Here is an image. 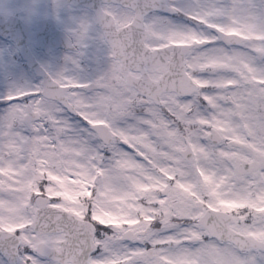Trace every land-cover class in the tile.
I'll return each instance as SVG.
<instances>
[{
  "label": "snow or ice",
  "instance_id": "6c2138e0",
  "mask_svg": "<svg viewBox=\"0 0 264 264\" xmlns=\"http://www.w3.org/2000/svg\"><path fill=\"white\" fill-rule=\"evenodd\" d=\"M67 47L0 95V264H264V0H99Z\"/></svg>",
  "mask_w": 264,
  "mask_h": 264
},
{
  "label": "flooded vegetation",
  "instance_id": "af4514ba",
  "mask_svg": "<svg viewBox=\"0 0 264 264\" xmlns=\"http://www.w3.org/2000/svg\"><path fill=\"white\" fill-rule=\"evenodd\" d=\"M5 4L0 3V12L5 16H9L10 14H16L21 19L26 21L29 25L28 33H32L30 37V47L37 53V55H42L44 57L49 56L44 52L43 49L35 48V36L33 33H57L55 30L52 19L57 27L64 29L63 25L60 24L61 15L67 13L68 24L72 17L83 15L88 9H90L93 5L98 6V0H59L62 7L59 12L53 8V0H5L2 1ZM68 3V4H67ZM67 4V5H66ZM3 8V9H2ZM57 14L60 19L57 20ZM68 27V26H67ZM65 30V29H64ZM67 32V30H66ZM54 42L61 43V39H53ZM59 51V50H55ZM47 67H50L48 61L44 64ZM51 68V67H50ZM42 79V77H39ZM234 143H241L238 139L233 141ZM51 195L60 196L63 198V195H60L61 192L51 191ZM16 195V193H13ZM68 206V205H67ZM243 206H245L243 204ZM4 207V201L0 200V208ZM259 211H264V209H260ZM16 227L26 228L25 224H12L10 226V230L14 231Z\"/></svg>",
  "mask_w": 264,
  "mask_h": 264
},
{
  "label": "rangeland",
  "instance_id": "374dc122",
  "mask_svg": "<svg viewBox=\"0 0 264 264\" xmlns=\"http://www.w3.org/2000/svg\"><path fill=\"white\" fill-rule=\"evenodd\" d=\"M0 0L1 4H5ZM3 9V8H2ZM60 24L67 30L68 20L66 18L67 13L61 15ZM248 37V36H247ZM251 38V37H250ZM249 39V37H248ZM194 41V40H189ZM196 41V40H195ZM200 43V42H195ZM15 48L13 44L9 41H2L0 40V95L5 94L9 88V84L16 83L21 77L27 79L32 78L34 75L28 73L23 67L21 62L15 57ZM60 53L56 52L52 54L51 57H42L44 60H47L51 68H55L59 63L55 61L56 57L59 56ZM62 64V63H61ZM50 179L54 180L58 189L53 191H65V194L70 193V189L67 187L69 184H77L80 181H73L64 176H57L50 174ZM83 195H89V193L85 190L82 192ZM69 201H72V198H67ZM224 205H230L232 202L225 201L223 202ZM118 210L114 211H107L105 210L102 213H98L95 218H99L103 222L111 223L117 226H134L138 222L135 220L127 219L126 217L117 214Z\"/></svg>",
  "mask_w": 264,
  "mask_h": 264
},
{
  "label": "water",
  "instance_id": "95a60500",
  "mask_svg": "<svg viewBox=\"0 0 264 264\" xmlns=\"http://www.w3.org/2000/svg\"><path fill=\"white\" fill-rule=\"evenodd\" d=\"M0 23H4L6 24L7 22H4V21H8V20H3L2 17H0ZM11 21V20H9ZM9 28V30H7ZM6 30V31H5ZM13 29L12 27H5L4 29H0V32L4 35V36H8L10 35L11 37H15V38H18L19 34L18 33H13ZM23 41L25 42V44L27 43L28 41V34L26 35V33L24 34V36L22 37Z\"/></svg>",
  "mask_w": 264,
  "mask_h": 264
}]
</instances>
